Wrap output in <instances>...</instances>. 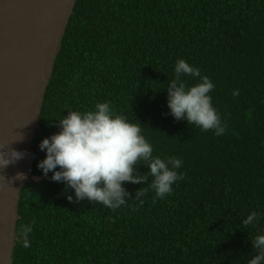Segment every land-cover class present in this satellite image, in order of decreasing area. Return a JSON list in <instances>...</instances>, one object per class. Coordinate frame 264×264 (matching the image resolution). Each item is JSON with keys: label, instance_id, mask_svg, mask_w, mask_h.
<instances>
[{"label": "trees", "instance_id": "trees-1", "mask_svg": "<svg viewBox=\"0 0 264 264\" xmlns=\"http://www.w3.org/2000/svg\"><path fill=\"white\" fill-rule=\"evenodd\" d=\"M178 59L213 82L223 135L168 114ZM102 102L141 125L154 156L183 161L170 195L154 201L148 176L125 182L127 203L111 210L76 202L51 172L42 175L40 141L69 111ZM32 152L31 175L41 180L21 190L17 239L36 223L30 247L16 241L13 264H248L264 232V0H76ZM252 211L260 218L246 227Z\"/></svg>", "mask_w": 264, "mask_h": 264}, {"label": "clouds", "instance_id": "clouds-1", "mask_svg": "<svg viewBox=\"0 0 264 264\" xmlns=\"http://www.w3.org/2000/svg\"><path fill=\"white\" fill-rule=\"evenodd\" d=\"M183 77L198 78V82L189 85ZM213 89L209 77L201 76L198 68L178 59L174 78L166 89L168 114L201 131L212 130L216 136L223 135L226 127L209 95ZM232 95H239L238 90ZM58 127L57 133L40 141L38 147L45 157L37 163V168L45 178H49L51 172L52 181L62 182L71 189L76 202L88 200L116 210L127 203L125 197L129 193L123 187L125 182L142 183L151 176L148 187L154 192L155 201L170 195L173 184L184 179V174L178 172L183 161L172 156L167 159L154 156L151 143L142 135L141 125L115 113L108 102L96 103L92 110L84 112L69 111L59 119ZM24 155L11 150L7 158L0 157V167H7ZM141 162L148 169L146 175L137 171L136 166L142 165ZM16 178L23 180L27 176L17 173ZM37 179L30 176V181H40ZM143 195L144 192H136L135 198ZM67 199L72 202L73 195H68ZM259 218L260 214L252 211L242 224L247 227L257 223ZM35 223L33 220L23 224L17 234L24 248L31 246L29 236ZM251 244L256 253L248 264H264V232L257 234Z\"/></svg>", "mask_w": 264, "mask_h": 264}, {"label": "water", "instance_id": "water-1", "mask_svg": "<svg viewBox=\"0 0 264 264\" xmlns=\"http://www.w3.org/2000/svg\"><path fill=\"white\" fill-rule=\"evenodd\" d=\"M76 0H0V264H13L19 201L30 181L33 140ZM24 173L27 179H17Z\"/></svg>", "mask_w": 264, "mask_h": 264}, {"label": "rangeland", "instance_id": "rangeland-1", "mask_svg": "<svg viewBox=\"0 0 264 264\" xmlns=\"http://www.w3.org/2000/svg\"><path fill=\"white\" fill-rule=\"evenodd\" d=\"M40 180V178L38 177V179L36 181Z\"/></svg>", "mask_w": 264, "mask_h": 264}]
</instances>
